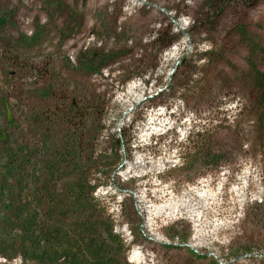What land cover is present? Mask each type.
<instances>
[{"label": "rangeland", "instance_id": "obj_1", "mask_svg": "<svg viewBox=\"0 0 264 264\" xmlns=\"http://www.w3.org/2000/svg\"><path fill=\"white\" fill-rule=\"evenodd\" d=\"M247 2L0 0V264H264Z\"/></svg>", "mask_w": 264, "mask_h": 264}, {"label": "trees", "instance_id": "obj_2", "mask_svg": "<svg viewBox=\"0 0 264 264\" xmlns=\"http://www.w3.org/2000/svg\"><path fill=\"white\" fill-rule=\"evenodd\" d=\"M229 1H231V0H211V4H210L211 8L210 9L213 10L215 16L220 15L224 10L225 5H227V3H229ZM257 1L258 0H250V2H247V3L253 4V3H256ZM170 43L171 42L169 41L167 45H169ZM8 246L11 247V249L14 251L15 245L9 244ZM8 246L5 243L0 244V253L6 257L10 256V254L7 253L8 250H6L8 248ZM48 254H50V253L47 251L46 255H48Z\"/></svg>", "mask_w": 264, "mask_h": 264}, {"label": "bare ground", "instance_id": "obj_3", "mask_svg": "<svg viewBox=\"0 0 264 264\" xmlns=\"http://www.w3.org/2000/svg\"><path fill=\"white\" fill-rule=\"evenodd\" d=\"M136 252L133 253L132 259H135Z\"/></svg>", "mask_w": 264, "mask_h": 264}]
</instances>
